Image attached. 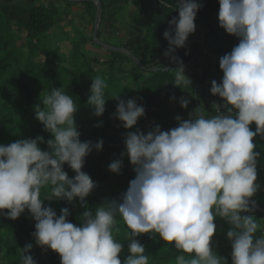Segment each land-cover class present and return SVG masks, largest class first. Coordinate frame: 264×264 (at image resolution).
<instances>
[{
    "label": "clouds",
    "instance_id": "9594fccd",
    "mask_svg": "<svg viewBox=\"0 0 264 264\" xmlns=\"http://www.w3.org/2000/svg\"><path fill=\"white\" fill-rule=\"evenodd\" d=\"M218 2L219 27L239 40L220 58L221 82L211 83V94L223 103L213 104L216 114L207 118L196 110L187 120L177 116L178 126L167 131L158 125L146 134L138 128L129 131L121 159L108 166L120 174L124 156L134 166L135 178L119 202L87 210L86 197L96 185L82 168L93 149L102 150L103 141L80 140L77 104L63 88L52 89L42 100L44 108H36L35 118L52 137L47 151L39 147L43 137L0 145V215L16 220L27 210L35 221L36 245L57 253L61 264H122L123 244L113 235L119 231L117 217L129 229L123 264H149L144 246L135 239L142 234L158 235L183 253L176 264H228L213 251L216 218L230 225L231 264H264V234L256 236L260 225L251 214V198L260 189L253 141L264 136V0ZM201 7L196 0H178L179 15L163 34L169 43L165 56L184 47ZM176 63L170 70L174 86H190L183 63ZM107 87L103 77H93L87 103L96 116L105 111ZM179 103L188 107L184 98ZM144 114L143 106L128 99L118 103L115 115L130 130ZM65 164L74 177L63 170ZM42 188H50L52 195L42 199ZM54 198L69 203L79 198L86 208L79 226L68 220L67 208L57 216L44 205ZM21 250V264H36L31 244Z\"/></svg>",
    "mask_w": 264,
    "mask_h": 264
},
{
    "label": "trees",
    "instance_id": "16d2710c",
    "mask_svg": "<svg viewBox=\"0 0 264 264\" xmlns=\"http://www.w3.org/2000/svg\"><path fill=\"white\" fill-rule=\"evenodd\" d=\"M61 1L67 7L63 11H69L73 6L78 7L82 13L88 14L92 25L95 23L97 9L93 1ZM99 1L101 19L95 37L99 35L100 28L105 26L112 31L124 29L128 36L121 44L123 55L122 52L111 49L108 51L109 58L102 61L98 57L91 59L84 56L80 53L79 47H73L70 54L72 59L86 69L84 73L77 71L72 75V79H69L60 75L61 69L66 68L63 62L59 63L64 55L59 53L58 47L50 49L51 37L47 39L45 35L61 21L58 22L59 11L56 7L60 0H47L46 5L40 0H0V145H7L20 139L43 137L44 142L39 144V147L47 151V141L52 137L44 125L35 118L36 108L37 106L41 110L44 108L42 100L52 89L63 88L77 104L78 110L75 114L82 112L83 118L89 120L88 123L80 124L79 131L91 130L96 135V142L103 141L102 150L93 149L85 158L82 171L90 176L96 186L102 185L104 190L109 188L112 191L107 201L119 202L136 173L130 162L120 174L111 175L108 172L107 166L117 160L121 152H125V137L119 134L124 127L115 115L117 105L122 100L108 104L107 110L101 116L94 114L95 110L87 103L92 84L91 78L87 75L94 68L93 64L100 65V68H97L100 74L106 70L111 73L117 70L122 72L124 78L130 76L132 81L139 85L138 93L133 99L145 109L144 116L137 121L140 127H146L149 131L158 125L161 130H169L178 126L177 116L187 120L194 110L198 111V106L206 118L216 114L213 104L223 102L218 96L211 94V83L213 80L221 82L223 73L219 67L220 58L231 52L239 40L219 27L218 0H196L202 7L194 21L195 31L189 35L185 47L179 49L176 58L171 62L172 57L165 58L167 56L164 55L169 43L163 34L169 30L170 21L179 15L176 10L178 0ZM120 11L124 12V18L131 19L125 25L121 18H118ZM52 34L53 32L50 35ZM196 37L198 40L193 41ZM203 47L205 53L201 50ZM131 56L136 57L141 65H137ZM39 57L43 59L36 61ZM177 59L183 63L184 74L191 81L190 86L182 88L174 86L175 78L170 70L177 67ZM72 61H69L70 66ZM200 63L203 67V77L195 89ZM124 65L131 67L124 69ZM209 78H212L211 83L208 82ZM121 95H128L126 88L121 91ZM181 98L188 100L186 109L180 106ZM197 114L199 115V112ZM98 119L103 121L102 124L98 127L92 125L96 124ZM250 127L255 131V124ZM253 142L256 145L254 151L259 153L257 175L259 174L260 180L257 179L256 183L260 185V189L251 200L264 209L262 201L264 193L261 192L264 188V136L255 137ZM63 170L69 178L74 177L75 173L67 164ZM50 195V188L41 189L42 199ZM102 202L99 198L86 201L87 210L95 212ZM44 205L52 208L57 216L61 214V209L67 208L68 220L77 226L86 210L81 202L69 203L55 198L45 200ZM251 214L260 225V231L256 234L259 237L260 234H264V216L255 209ZM215 220L221 221L220 218ZM121 227L127 234L129 233L124 223ZM34 232L35 221L27 210L16 220L0 215V264H21V249L28 244L32 245L29 254L36 264H61V258L57 253L36 245ZM150 235L154 234H142L135 238L144 246L145 254L149 255V264H176V257L183 253L169 245L162 255H156L155 251L158 250L156 240L159 236ZM114 238L123 244V251L119 257L123 264L129 254V238L120 236ZM221 244H218L215 253L231 264V243L229 241L225 247Z\"/></svg>",
    "mask_w": 264,
    "mask_h": 264
},
{
    "label": "rangeland",
    "instance_id": "374dc122",
    "mask_svg": "<svg viewBox=\"0 0 264 264\" xmlns=\"http://www.w3.org/2000/svg\"><path fill=\"white\" fill-rule=\"evenodd\" d=\"M40 2L45 5L47 4V0H40ZM56 7L58 8V11H59L57 15L59 16L58 22L60 20L61 21L59 22L58 25L57 24L54 25L52 29L49 31V33L45 35L47 39L51 37V39L49 40L50 49L51 48L55 49L58 47L59 53L64 55L63 56L64 58H62V60L59 61V63L63 62V64L66 66L64 70L61 69L62 70L60 71L61 76L69 77V79H72V75L74 73H77V71L79 73L85 72L86 68L79 62H75L74 59H72L70 55L73 47L75 48L79 47L80 53L84 56H88L91 59H93V57H98V59L102 61H105L109 58L110 54L108 51H111V49L120 51L119 53L123 51V47L121 46V44H122V41H124L128 36V34L124 31V29H121V31H112V29L105 26V28H100L99 35L96 38L93 35L95 23L93 25L90 23L91 20L87 13H82L83 11L80 8L75 7V6L71 7L69 11H66V10L63 11V9L67 7L64 4V2L61 0L60 2L56 3ZM124 15H125L124 12L120 11L118 14V18H121L122 23L125 25L131 19L130 17L128 19L124 18ZM51 32H53L52 35H50ZM197 40H198L197 37L193 39V41H197ZM201 50L205 53L204 47L201 48ZM122 55H123V52H122ZM168 57H172V56L169 55L165 58H168ZM42 59L43 57H39L36 59V61H41ZM69 61H72L71 66L69 64ZM81 61L83 62V60ZM127 66L124 65V69H129L131 67V65H127ZM93 67L94 68H92V70L88 73L87 77L89 76V78H91V80L93 81V77L101 76L106 80L107 85H108V87L105 89V98L107 99L106 104H105V111L107 110V105L112 103L113 101L115 102L116 100H122L126 102L128 99H133L138 93V90L140 87L139 85H137L136 83L132 81L130 76H127L124 78L122 75V72H117V70L112 71V73L111 71L106 70L100 74V72H97L99 70L97 68H100V65L95 63L93 64ZM103 69H101V71H103ZM78 79L79 77L76 78V80ZM211 81H212V78H209L208 82L211 83ZM125 88L128 91L127 96L121 95V91ZM89 92H90V89H89ZM85 112L86 111H84V113ZM212 115H215V114H212ZM83 117H84V114L82 112L74 115V120H75V124L77 126L78 131L80 129L81 123L89 122L87 118H83ZM90 119L92 118L90 117ZM109 121H111V119H109ZM102 122L103 121L101 119H98L97 123L92 124V125H95L98 127L102 124ZM137 128L140 129L145 134L148 132V129H146V127L142 128L137 124L133 129H130V130L124 128L122 132L119 134L126 138L127 133L129 131H135ZM79 133H80L79 138L82 142L91 141L93 144L94 142H96V135L91 130H86L84 132L79 131ZM121 154L122 152L118 155L117 159H121ZM128 163H129V159L127 158V156H124L121 172L123 171V169ZM108 166H107L108 172L111 175H113L114 173H111L109 171ZM257 179L260 180L259 174L257 175ZM111 193L112 191H110L109 188L104 190V186L97 185L93 189V191L90 193V195L86 197V201L91 200L92 198H99L100 202L103 201L100 204L101 206L103 203H105L110 198ZM79 202H80L79 198H76L71 203H79ZM122 224H123V221L120 220L119 217H117L116 227L119 228V231L118 232L114 231L113 235L114 237L120 236L122 238L127 239L129 238V236L122 229L121 227ZM156 244L158 245V250L155 251L156 255H162V252L165 251L169 246V245H166L165 242L161 240L160 238L156 240Z\"/></svg>",
    "mask_w": 264,
    "mask_h": 264
},
{
    "label": "crops",
    "instance_id": "0c3cea01",
    "mask_svg": "<svg viewBox=\"0 0 264 264\" xmlns=\"http://www.w3.org/2000/svg\"><path fill=\"white\" fill-rule=\"evenodd\" d=\"M163 131H167V130L164 129ZM261 192L264 193V188H262ZM263 196H264V194H263ZM262 201L264 202V198ZM250 206H252L251 202H250ZM253 209H255L257 212H260L264 216V213L262 211L258 210V209H260V206L257 205V203L254 204ZM214 223L216 224V232H215L213 239H212V246H213V251L215 252V250H217L216 248H218L217 246L219 243H222L221 245L225 247V245L229 242V240L227 239V228H230V225L223 219H221L220 222L215 220Z\"/></svg>",
    "mask_w": 264,
    "mask_h": 264
},
{
    "label": "water",
    "instance_id": "95a60500",
    "mask_svg": "<svg viewBox=\"0 0 264 264\" xmlns=\"http://www.w3.org/2000/svg\"><path fill=\"white\" fill-rule=\"evenodd\" d=\"M68 1H74V2H83V1H93L94 3H95V5H96V17H95V28H94V37L96 36V33H97V29H98V26H99V23H100V19H101V3H100V1L99 0H68ZM184 47H185V45H184ZM179 49L180 48H177V49H175V51L173 52V54H172V60H171V62L176 58V56H177V54H178V51H179ZM127 53H129V52H127ZM131 59L137 64V65H141L140 63H139V61L137 60V58L136 57H134V56H131ZM199 78H198V82H197V84H196V86H195V89L197 88V85L199 84V82L201 81V79H202V77H203V67H202V65H201V63H200V65H199ZM198 105V104H197ZM198 111H199V114H202L201 113V109H200V107L198 106ZM258 210H260V211H262L263 213H264V209H262L261 207H260V209H258Z\"/></svg>",
    "mask_w": 264,
    "mask_h": 264
}]
</instances>
